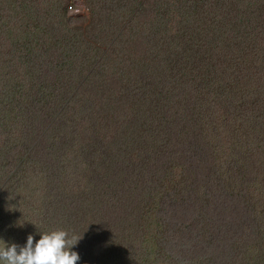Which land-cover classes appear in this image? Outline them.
I'll return each instance as SVG.
<instances>
[{"label":"trees","instance_id":"16d2710c","mask_svg":"<svg viewBox=\"0 0 264 264\" xmlns=\"http://www.w3.org/2000/svg\"><path fill=\"white\" fill-rule=\"evenodd\" d=\"M54 230L264 264V0H0V240Z\"/></svg>","mask_w":264,"mask_h":264},{"label":"clouds","instance_id":"9594fccd","mask_svg":"<svg viewBox=\"0 0 264 264\" xmlns=\"http://www.w3.org/2000/svg\"><path fill=\"white\" fill-rule=\"evenodd\" d=\"M81 238H69L65 230H54L40 234V239L33 243V236L27 237L21 247L15 243L0 244V264H77L80 257L71 251Z\"/></svg>","mask_w":264,"mask_h":264},{"label":"built area","instance_id":"2783aa9c","mask_svg":"<svg viewBox=\"0 0 264 264\" xmlns=\"http://www.w3.org/2000/svg\"><path fill=\"white\" fill-rule=\"evenodd\" d=\"M69 10L73 15H83L86 13L85 5L79 1H76L74 5L70 6Z\"/></svg>","mask_w":264,"mask_h":264}]
</instances>
